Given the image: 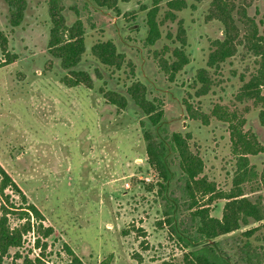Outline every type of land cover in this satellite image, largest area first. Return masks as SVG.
<instances>
[{
    "label": "rangeland",
    "instance_id": "1",
    "mask_svg": "<svg viewBox=\"0 0 264 264\" xmlns=\"http://www.w3.org/2000/svg\"><path fill=\"white\" fill-rule=\"evenodd\" d=\"M22 22L8 24L7 5L0 0V32L7 39L0 48V167L43 216V226L53 234L43 240L45 251L35 246L36 235H24L23 244L10 249L2 264H27L40 259L44 264H66L70 251L84 264H182L187 250L170 233L164 222L165 203L157 193L158 177L148 165L143 131L151 129L142 112L126 96V87L139 81L149 100H159L163 110L162 128L189 137V148L203 161V173L222 192L233 186L236 161L231 153L227 123L212 117L215 108L235 113L244 120L243 132H252L264 145L260 105L240 102L239 89L257 68L258 59L242 45L216 70L207 66L215 39H222V24L210 17L211 0H183L186 8L166 19L169 0H116L117 10L99 8L89 0H64L68 25L79 19L84 26L86 52L75 70L86 71L93 88H66L59 83L65 75L59 60L47 49L50 21L47 0H25ZM236 10L245 4V14L261 32L264 28V0H223ZM157 8L155 21L160 38L146 44L147 13ZM237 19V18H236ZM185 31L188 64L169 80L156 59L169 58L179 46L178 26ZM239 26V38L244 35ZM110 40L125 58L120 70L104 66L90 55V48ZM10 60V64L2 63ZM208 71L211 80L206 95L197 97V72ZM96 72L99 78L96 79ZM127 97L125 110L106 104L100 91ZM186 101L196 112L208 117L191 119ZM140 123L144 124V128ZM153 131V130H152ZM256 177L244 183L245 196L254 200L264 195L259 175L264 154L248 156ZM175 186L179 172L170 157ZM8 196L6 200L5 196ZM226 201L210 204V215L220 219ZM264 204V197H263ZM23 205L10 189L0 196L1 206ZM12 209V208H10ZM10 228L22 222L7 216ZM264 221L250 239L264 248ZM43 253V254H41Z\"/></svg>",
    "mask_w": 264,
    "mask_h": 264
},
{
    "label": "trees",
    "instance_id": "2",
    "mask_svg": "<svg viewBox=\"0 0 264 264\" xmlns=\"http://www.w3.org/2000/svg\"><path fill=\"white\" fill-rule=\"evenodd\" d=\"M7 5L8 24L17 27L23 20L26 9L25 0H5ZM99 8L117 10L116 0H89ZM200 2L201 0H194ZM48 18L50 21L49 39L47 49L49 54L59 60L60 67L65 71L59 79V83L66 88L83 86L93 88V79L86 71L75 70L81 62L85 49V29L83 23L76 19L68 25L63 14L64 0H47ZM210 17L219 21L222 26V39L212 42V49L208 55L207 66L216 70L220 64L232 57L237 46L242 45L249 53L258 59L256 70L250 75V79L242 85L237 94L240 102L252 101L260 105L259 119L264 127V28L259 32L258 26L252 18L246 16L244 8L236 10V18L232 14L233 9L223 0H211ZM166 19L174 21V11L186 8L183 0H169ZM157 8L147 13L146 25L148 34L147 45H154L160 38L158 23L155 21ZM243 31V39L239 38V26ZM178 26L177 39L179 46L175 47L168 59L160 57L156 59L158 68L172 80L176 73L188 64L185 54V31ZM7 39L0 32V48L5 52ZM90 55L100 64L120 70L125 63V58L117 52L114 43L110 40L98 42L90 48ZM10 60L3 65L10 64ZM99 78L96 72V79ZM195 83L200 87L196 96L207 94L211 80L208 71L201 69L197 72ZM106 104L119 110L127 107V97L142 112L150 130L143 131L145 142V155L148 165L158 177L157 193L165 203L164 222L169 226L170 233L181 244V248L187 250L183 255L182 264H264V248L256 247L250 241L260 229L255 227L246 229L239 234V230L253 223L264 221L263 197L257 196L249 199L244 193V183L251 182L256 177L254 168L249 165L248 156L264 154V145L260 144L257 136L252 132H243L244 120H239L235 113H228L221 108H215L211 114L218 120L227 123L231 142V153L236 161V170L233 176V186L228 192L218 190L213 182L202 176L203 161L196 152L189 148V137L180 133H168L162 128L163 110L159 100H149L146 87L139 81H132L126 87V96L113 91H100ZM185 112L191 119H201L207 124L208 117L196 112L186 101H183ZM144 128V124L140 123ZM170 157L175 159L179 178L175 181V188L169 192V185L173 177ZM260 188L264 190V168L259 175ZM10 189L17 194L23 205L15 206L9 203V207L1 206L0 216V264L8 255L10 249H17L23 244V237L35 232V246L45 251L47 245L45 239L49 238L53 231L50 227L43 226V216L32 204L27 203L24 194L11 180L8 174L0 167V196ZM6 200L8 196H5ZM225 200L220 219L210 215V204L215 200ZM17 215L22 223L10 228L7 216ZM261 227L264 228V225ZM43 254V253H41ZM70 260L66 264H84L70 251ZM27 264H44L40 259L28 261Z\"/></svg>",
    "mask_w": 264,
    "mask_h": 264
}]
</instances>
